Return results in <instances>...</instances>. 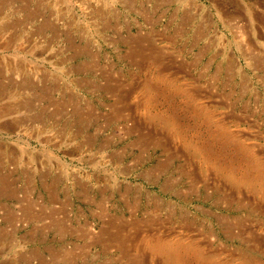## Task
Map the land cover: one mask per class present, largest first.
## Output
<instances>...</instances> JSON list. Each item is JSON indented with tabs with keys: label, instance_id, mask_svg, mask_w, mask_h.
<instances>
[{
	"label": "rangeland",
	"instance_id": "374dc122",
	"mask_svg": "<svg viewBox=\"0 0 264 264\" xmlns=\"http://www.w3.org/2000/svg\"><path fill=\"white\" fill-rule=\"evenodd\" d=\"M158 1L157 7L154 0L4 2L0 176L21 188L18 198L48 206L40 173L47 184L58 178V199L69 202L57 217L65 216L74 230L87 219L99 233L101 222L91 213L98 209L88 198L104 199L109 214L132 220L156 211L166 234L198 241V249L187 252L190 259L180 264H264V45L248 43L254 32H263L258 26L264 22V0H190L196 7L188 6L185 21L180 1ZM24 6L39 16L27 17ZM201 10L210 27L194 40ZM44 21L51 27L42 28ZM248 23L255 25L250 33ZM139 37L161 48L164 64L174 62L167 83H156L152 65L143 68L128 60V42ZM84 46L87 53L76 50ZM231 55L234 64L226 60ZM181 63L184 67L177 69ZM108 84L118 92L106 90ZM41 88L51 92V104L39 97ZM71 102L81 108L88 104L98 117L84 123L77 118L79 128H73ZM55 104L66 109L56 114ZM118 105L131 113L127 120L115 119ZM137 125L142 127L133 130ZM75 129L77 140H87L90 147L72 155L77 140H70V133ZM116 156L122 159L116 162ZM33 159H41V167ZM55 161L57 169L51 166ZM27 180L31 189L24 192ZM82 188L85 198L78 194ZM154 200L163 207L155 209ZM1 206L21 213L15 198L0 194ZM2 216L0 212V230L10 235L0 238V264H37L24 259L33 248L46 255L47 247L69 250L84 243L67 233L42 231L41 223L2 222ZM104 245H92L74 264H122L116 249ZM170 264L179 263L173 259Z\"/></svg>",
	"mask_w": 264,
	"mask_h": 264
},
{
	"label": "bare ground",
	"instance_id": "6f19581e",
	"mask_svg": "<svg viewBox=\"0 0 264 264\" xmlns=\"http://www.w3.org/2000/svg\"><path fill=\"white\" fill-rule=\"evenodd\" d=\"M7 0H0V12H2L3 10V5L4 2H6ZM156 1L155 3V7H157L159 5V1L158 0H154ZM182 3L181 7H183V15H182V20L185 21L187 19H189L188 16V6H194L196 7V3L195 2H191L190 0H178ZM122 3L126 4V0H121ZM128 3V7L129 10H133L132 5ZM144 3H146L145 1H143V6ZM130 4V5H129ZM23 11L25 12V15L27 17L30 18H35L37 17L36 15H38V12L35 10H31L30 8L24 6L23 7ZM95 11V10H94ZM141 11V9H140ZM139 14H141L143 17L146 18V13H144V10H142L141 12H138ZM201 19L200 22L198 23L197 27L195 28V31L193 33V38L194 40H196L198 37H202L204 30L208 29L210 27V22H208L207 15L202 13L201 10ZM39 16V15H38ZM188 16V18H187ZM187 18V19H186ZM229 18V17H228ZM147 19V18H146ZM149 20V19H148ZM147 20V21H148ZM238 20V19H237ZM150 21V20H149ZM187 22V21H186ZM263 22V21H262ZM261 23V22H260ZM190 24V23H189ZM184 25V24H183ZM188 25V24H187ZM191 25V24H190ZM231 26V25H230ZM260 26V25H259ZM45 27H51L50 23H47L46 21L42 22V28ZM240 27V26H239ZM179 28V27H178ZM263 29V28H262ZM236 31V30H235ZM243 31V30H242ZM181 33V32H180ZM234 33V32H233ZM136 37V36H135ZM148 37V36H147ZM161 38V37H160ZM133 38L132 41H129L128 44L131 46L130 47V52L127 55L128 60L131 63H135L137 66L146 68L148 66L150 67H155L156 68V73L157 76L155 78L156 83L157 82H161V84L163 83H167V81L171 80V75L169 74V70L174 68V62L171 64H164L165 60L162 57V53L163 51H161L160 49H157L152 42H148V40L144 37H139L137 39ZM152 39V38H151ZM67 42L69 43V46L74 48V44L73 42L68 38ZM78 52L81 53H87V48L86 46H84L82 49H76ZM173 58V57H172ZM185 60V59H184ZM187 60V59H186ZM226 60L228 62V64H234L236 61L234 60V57L231 56H227ZM175 61V60H174ZM170 62V61H169ZM183 62V61H181ZM226 62V63H227ZM177 63V61H176ZM187 63V62H186ZM185 64V63H184ZM152 65V66H151ZM146 66V67H145ZM182 63L181 65L175 66L177 69L183 68L182 67ZM229 66V65H228ZM231 66V65H230ZM230 68V67H229ZM174 72V71H173ZM167 73V75L165 74ZM180 73V72H179ZM154 75V74H153ZM190 75V74H189ZM137 79V78H136ZM176 79V78H174ZM153 81V80H152ZM136 83V82H135ZM148 83V82H147ZM173 83V82H172ZM244 83V82H243ZM120 84V83H119ZM152 84V83H151ZM118 85V84H117ZM147 85V84H146ZM143 86V85H142ZM150 86V85H149ZM1 87V86H0ZM23 87V86H22ZM125 87V86H124ZM5 88V87H4ZM16 88V87H15ZM117 88V87H116ZM149 88V87H148ZM26 89V88H25ZM32 89V88H30ZM43 91V94L41 93V96L39 97H43V99L46 100V98L48 99V103L51 104L52 99H51V92L49 90H46L44 88H41ZM114 89V88H113ZM110 85L108 84L106 87V90L110 91V92H118V89H114L113 90ZM141 89H147L146 86H143V88ZM112 90V91H111ZM8 91V90H7ZM132 91V90H131ZM112 92V93H113ZM128 92V91H127ZM133 92V91H132ZM208 92V91H207ZM8 93V92H7ZM124 93V92H123ZM122 93V94H123ZM131 93V92H130ZM121 94V93H120ZM5 95V94H4ZM8 95L10 97L15 95V91L11 90V93H8ZM113 95V94H112ZM116 96V95H115ZM123 96V95H122ZM126 96V94H125ZM124 96V97H125ZM121 97V96H119ZM118 97V98H119ZM129 98V96H128ZM123 99V98H122ZM121 99V100H122ZM117 100V99H116ZM120 100V99H119ZM64 102V101H63ZM119 102V101H117ZM145 103V101H143ZM119 103H122L124 105V101H120ZM56 105V104H55ZM65 105V104H64ZM129 106V103L127 104ZM126 105V106H127ZM141 105V104H140ZM61 106V105H60ZM69 106L72 108L71 110V117H68V120L70 118H73L72 121V127H78L77 124V118L79 123H84L85 121L91 120L93 119V117L97 116L96 112L94 111L93 108H91L88 104L85 103V105H83L84 107L81 108L79 103H74L71 102L69 103ZM119 106V105H118ZM56 108L54 109V113L58 114L59 110H61V112L63 111V109H66V106H63L62 108L59 106H55ZM69 107V108H70ZM139 107V106H138ZM115 110V119L116 120H127L130 116L131 113L127 112V108L126 107H117L114 108ZM7 112L10 111L9 108L6 109ZM130 111V109H128ZM68 112V111H67ZM114 115V114H113ZM160 116V115H159ZM149 117V116H147ZM154 117V116H153ZM155 117H157L155 115ZM164 117V116H163ZM80 118V119H79ZM113 117H111L110 119H112ZM160 118V117H159ZM109 119V118H108ZM150 119V118H148ZM81 120V122H80ZM39 121V120H38ZM138 121V120H137ZM170 122V121H169ZM67 123V122H66ZM156 123V122H154ZM136 125V124H135ZM162 125V124H161ZM168 125V124H167ZM67 125L65 124V127ZM75 126V127H74ZM64 127V128H65ZM70 127V126H69ZM140 127L142 126H134L133 130L136 129L138 130ZM63 128V129H64ZM67 128V127H66ZM79 128V127H78ZM77 128V129H78ZM131 128V127H130ZM62 129V130H63ZM68 129V128H67ZM66 129V130H67ZM71 129V128H70ZM76 130V129H75ZM79 130V129H78ZM73 131L70 133V140H77V137L79 136V131ZM132 130V129H131ZM135 130V131H136ZM164 130V128H163ZM172 130V129H171ZM143 133V132H142ZM153 133V132H152ZM160 133V132H159ZM141 134V133H140ZM139 134V135H140ZM156 134V133H155ZM153 135V134H152ZM174 135V134H173ZM242 135V134H241ZM142 136V135H141ZM143 137L147 138L149 137V134H143ZM142 137V138H143ZM154 137V135H153ZM156 138V137H155ZM150 140V139H149ZM143 141V140H142ZM147 141V140H146ZM153 143L154 140L152 141ZM165 143V142H164ZM69 144V143H68ZM159 144V143H158ZM156 143V145H158ZM150 145V144H149ZM153 145V144H152ZM155 145V146H156ZM73 149L71 150V154L72 155H76L79 153H82L85 148H89L90 144L87 140H82V141H76L73 145ZM165 146V145H164ZM197 146V145H196ZM170 148V147H169ZM105 148L102 146L100 148V151H103ZM168 149V148H167ZM166 149V150H167ZM192 149H194L192 147ZM9 150V149H8ZM170 150V149H169ZM10 151V150H9ZM19 151V150H18ZM26 151V150H25ZM200 151V150H199ZM20 152V151H19ZM99 152V151H98ZM167 152V151H166ZM195 152V151H194ZM16 154V153H15ZM202 154V153H201ZM10 155V154H9ZM118 155V154H117ZM14 156V155H13ZM17 156V155H16ZM32 156V155H31ZM120 156V155H119ZM119 156H116L119 158ZM5 157V156H4ZM28 157V156H27ZM200 157V156H199ZM222 157V156H221ZM7 158V157H6ZM18 158V157H17ZM39 158V157H38ZM37 158V159H38ZM117 158L116 162H118L120 159H122V157H120L119 159ZM11 159V158H10ZM25 159V158H24ZM35 160L33 159V161H37L35 162V166H39L41 167L38 163L42 164L41 159L39 160ZM85 159V158H84ZM14 160V159H12ZM201 160V159H200ZM32 161V162H33ZM43 161V160H42ZM31 162V161H30ZM90 162V161H89ZM93 162V161H92ZM166 162V160L164 161ZM210 162V161H209ZM28 163V162H27ZM163 163V162H162ZM161 163V164H162ZM10 164V163H9ZM13 164V163H12ZM210 164V163H209ZM119 165V163H118ZM117 165V166H118ZM203 165V164H202ZM51 166L52 168L57 169L59 167V163H57V161L51 162ZM45 167V165H44ZM49 167V166H48ZM161 167V166H160ZM207 167V166H206ZM197 168V167H196ZM209 168V167H207ZM211 168V167H210ZM43 169V168H42ZM60 169V168H59ZM116 169L118 170V168L116 167ZM195 169V168H193ZM186 170V169H185ZM192 170V169H191ZM210 170V169H209ZM184 171V170H183ZM189 171V170H188ZM212 171V170H211ZM210 171V172H211ZM45 172V171H44ZM196 172V170H195ZM209 172V173H210ZM189 173V172H188ZM191 173V171H190ZM193 173V171H192ZM191 173V174H192ZM200 173V172H199ZM203 173V172H202ZM217 173V172H216ZM198 174V173H197ZM211 174V173H210ZM44 173L42 174V171L40 173L41 179H42V185L48 195V199H49V204L45 205V204H41L40 201L38 202V204H35V201L33 203V200H29L26 198V201H24V199H20L18 197L19 196V191L21 188L17 187L16 185H14L13 182H11L7 177H5L4 175L0 176V194L7 196L8 198H15L17 199L18 202V207L20 208V214H16V212H14L11 208L8 207H4L1 206L0 207V212L2 213V222H10V223H14V225H18V223H28V222H37V223H41L42 225L39 226V229H41L42 231H46V229H48L49 231H55L58 234L61 233H67L70 236L75 237L77 240H83L84 243L82 245H78V246H74L71 247L69 250H61V249H55L52 247H47L46 248V252L48 254H44L42 253L41 250L33 248L31 250L28 251V254L24 257L26 262H34L36 261L37 264H58V263H62V264H74V260L78 257H81L86 251H88V249L97 243H101V244H105L104 247L105 249L109 250L112 248L116 249L117 252V256L121 259L122 264H170V261L176 260L177 263L180 264V262L178 261H183L181 259H186L190 257V254H187V252H192L196 251L198 249V246L193 240H183V238H178L173 236L174 234L170 233V234H166L164 230H162V225H163V220L161 219L162 216L158 215V213L153 212L150 215H148L147 217H144V219H132V220H126L123 219L121 217H116L112 214H109L105 208L104 205V199H100V200H96L93 198H88V202L90 204H94L97 209L98 212L92 213V216L94 218H98V220H100L101 222V227H100V231L99 233H95L93 227L90 226V223L87 219H85L83 221V223L81 222L80 224V228L78 227L77 229H71L72 225H69V222L66 220V217L63 216H59L57 217V214L59 212H61L63 209L66 208V202L68 201V199L66 198V196L64 198L65 201L61 202L60 199H58V188H57V184H59V179L55 178L50 184H47L44 180H43V176ZM187 175V174H186ZM213 176V173L211 174ZM218 175V174H216ZM95 176V175H94ZM98 176V175H97ZM191 176V175H190ZM211 176V177H212ZM225 176V175H223ZM210 177V176H209ZM210 177V178H211ZM227 177V176H226ZM229 177V176H228ZM227 177V178H228ZM26 178V177H25ZM198 178V177H197ZM200 178V177H199ZM213 178V177H212ZM223 178V177H222ZM95 179V177L93 178ZM98 179V177H97ZM194 179V178H193ZM209 179V178H208ZM226 179V178H225ZM99 180V179H98ZM167 180V179H166ZM173 180V179H171ZM196 180V179H194ZM221 180V179H220ZM227 180V179H226ZM230 180V178H229ZM169 181V180H167ZM174 181V180H173ZM172 181V182H173ZM192 181V179H191ZM210 181V179H209ZM225 181V180H224ZM228 181V180H227ZM233 181V180H232ZM102 182V181H100ZM196 182V181H195ZM201 182V181H200ZM230 182V181H229ZM110 183V182H109ZM167 183V182H166ZM208 183V182H207ZM207 183H205L207 185ZM235 183V182H234ZM233 183V184H234ZM198 184V182H197ZM196 184V185H197ZM210 184V182H209ZM224 184V182H223ZM110 185V184H109ZM116 185V184H115ZM199 185V184H198ZM204 185V186H206ZM219 185V184H218ZM229 185V183L227 184ZM237 185V184H236ZM235 185V186H236ZM247 185V184H246ZM105 187V186H104ZM221 187V186H220ZM230 187V185H229ZM232 187V186H231ZM31 189V185L28 183L27 180V184L25 186H23V191L26 192L28 189ZM100 188V186H99ZM103 188V187H102ZM209 188V187H208ZM211 188V187H210ZM234 188V187H233ZM128 189V188H127ZM206 189V188H205ZM84 188H82V190L79 191V197L80 196H84V198L86 197L85 191H83ZM105 190V189H104ZM230 191V190H229ZM243 191V190H242ZM227 192V191H226ZM233 192V191H232ZM235 192V190H234ZM236 193V192H235ZM24 194V193H23ZM27 194V193H26ZM25 194V195H26ZM29 197L30 196V192H28ZM234 195V194H233ZM232 195V196H233ZM24 196V195H22ZM127 196V195H126ZM227 196H229V194H227ZM120 197L122 198V200L126 203L125 199H124V193L121 192L120 193ZM230 197V196H229ZM38 198V197H37ZM131 198V197H130ZM35 199V198H34ZM41 199V198H40ZM127 199V198H126ZM86 200V199H85ZM161 200V199H160ZM42 201V200H41ZM69 202V201H68ZM151 202V201H150ZM244 202V201H243ZM153 203V202H152ZM68 205V204H67ZM93 205V206H94ZM154 207L155 209H159L162 206V203H160L157 200H154ZM258 206V205H257ZM17 207V208H18ZM153 207V206H152ZM163 207V206H162ZM169 208V207H168ZM263 208V207H262ZM93 209V208H92ZM154 209V208H153ZM162 210V209H160ZM175 210V209H174ZM64 211V210H63ZM62 211V212H63ZM66 211V210H65ZM173 211V210H172ZM67 212V211H66ZM152 212V211H151ZM167 212V211H166ZM65 213V212H63ZM62 213V214H63ZM168 213V212H167ZM170 213V212H169ZM79 214V213H78ZM65 215V214H64ZM183 216V215H182ZM167 220L171 218V214H168L166 216ZM1 218V217H0ZM224 221V220H223ZM228 221V220H227ZM167 222V221H166ZM222 222V221H221ZM225 222V221H224ZM238 222V220H237ZM93 223V222H92ZM91 223V224H92ZM181 223V222H180ZM192 223V222H191ZM239 223V222H238ZM190 224V223H189ZM188 224V225H189ZM234 224V223H233ZM9 225V224H8ZM185 225V224H184ZM183 225V227H184ZM193 225V224H191ZM223 225V224H222ZM13 226V225H12ZM232 226V224L230 225ZM244 226V225H243ZM165 227V226H164ZM169 227V226H168ZM228 227V226H227ZM193 228V227H192ZM169 229V228H168ZM174 229V228H172ZM227 229V228H226ZM231 229V228H230ZM228 229V230H230ZM181 230V229H180ZM189 230V229H188ZM171 231V230H168ZM173 231V230H172ZM175 231V230H174ZM186 231V230H185ZM176 232V231H175ZM187 232V231H186ZM56 234V233H55ZM10 233L7 229H2L0 230V238H5V236H9ZM185 235V234H184ZM180 236V235H179ZM195 236V235H194ZM174 237V238H172ZM185 238V237H184ZM211 238V237H210ZM86 239V240H85ZM88 239H91L90 241H88ZM191 239V238H190ZM213 243V242H212ZM184 247H183V246ZM224 247V246H223ZM145 250V251H142ZM204 252H207L204 251ZM48 255V256H47ZM206 256V255H204ZM203 257V256H202ZM201 258V257H200ZM158 259V261H157ZM190 259V258H189ZM250 259V258H249ZM167 260V262L165 261ZM202 260V259H201ZM204 260V259H203ZM205 261V260H204ZM208 261V260H207ZM214 261V260H213ZM187 262V261H186ZM222 263V261H221ZM229 263V262H228ZM227 263V264H228ZM201 264V263H200ZM210 264V263H208ZM214 264V263H212ZM231 264V263H230ZM257 264V263H256Z\"/></svg>",
	"mask_w": 264,
	"mask_h": 264
},
{
	"label": "crops",
	"instance_id": "0c3cea01",
	"mask_svg": "<svg viewBox=\"0 0 264 264\" xmlns=\"http://www.w3.org/2000/svg\"><path fill=\"white\" fill-rule=\"evenodd\" d=\"M251 24L252 23H248L247 24V28H248V33H250V31H251ZM252 27H255V25L254 24H252ZM258 27H261V28H263L262 30H263V32H259V33H255L254 32V39H248V43L249 44H252L253 42H259V45H264V22H262L261 24H260V26H258ZM248 36H250V34H248ZM54 236H56L55 234H54ZM73 237V236H72Z\"/></svg>",
	"mask_w": 264,
	"mask_h": 264
}]
</instances>
